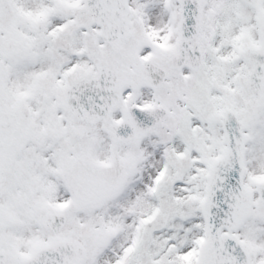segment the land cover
<instances>
[{
  "label": "snow or ice",
  "instance_id": "1",
  "mask_svg": "<svg viewBox=\"0 0 264 264\" xmlns=\"http://www.w3.org/2000/svg\"><path fill=\"white\" fill-rule=\"evenodd\" d=\"M0 264H264V0H0Z\"/></svg>",
  "mask_w": 264,
  "mask_h": 264
}]
</instances>
